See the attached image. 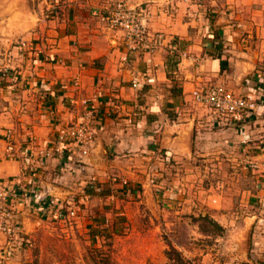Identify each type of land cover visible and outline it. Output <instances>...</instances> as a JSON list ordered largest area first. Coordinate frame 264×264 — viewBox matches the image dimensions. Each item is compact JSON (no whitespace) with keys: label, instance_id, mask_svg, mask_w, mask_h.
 I'll list each match as a JSON object with an SVG mask.
<instances>
[{"label":"crops","instance_id":"obj_1","mask_svg":"<svg viewBox=\"0 0 264 264\" xmlns=\"http://www.w3.org/2000/svg\"><path fill=\"white\" fill-rule=\"evenodd\" d=\"M119 1L0 0V194L16 190L8 203L16 233L8 237L0 232V249L8 240L14 245L6 264L30 262L24 240L32 236L41 216L55 217L62 204L74 211L76 224L81 225L91 213L90 205L101 207L104 199L115 198L117 212L131 217L132 212L138 216V204L145 203L151 225L173 229L171 216L183 211L154 205L148 182L156 178L145 174L147 168L159 167L166 174L169 156L182 161L194 147L201 149L203 139L227 150L231 137L237 136L242 144L249 136L248 122L253 118L229 135L228 130L217 129L211 115L202 117L191 93L211 84L235 87L225 79L223 53L236 42L239 56L251 55L249 32L263 26L251 22L245 33L232 27L236 20L264 15V0H124L145 8L150 31L166 36L163 48L130 53L125 63L122 31L108 29L101 19ZM18 40L31 44L29 51L17 48ZM170 75L179 80L177 87L170 84ZM237 92L253 95L245 87ZM259 107L264 122V101ZM79 118L94 133L89 153L80 157L70 145L57 151L58 128ZM253 158L259 163L260 178L244 196L252 211L245 223L236 224L231 236L235 240L224 245L229 254L213 264L264 258V151ZM122 182L132 190L119 202L112 189ZM218 197L211 193L206 201L223 225L224 213L211 203Z\"/></svg>","mask_w":264,"mask_h":264},{"label":"rangeland","instance_id":"obj_2","mask_svg":"<svg viewBox=\"0 0 264 264\" xmlns=\"http://www.w3.org/2000/svg\"><path fill=\"white\" fill-rule=\"evenodd\" d=\"M120 2L127 4L124 0ZM222 11L226 9L222 8ZM251 22H258L257 24L263 26V30H248L252 37L247 38L251 55L248 58L246 55L239 56L237 51L240 50L238 44L235 45L236 42L223 53L227 62L228 76L225 79L233 82L235 87L230 88L227 83L211 84L209 87L222 85L240 97L249 96L237 92L238 88H249L253 93L252 98H256V105L262 106L264 15L257 20L250 16L243 18V21L236 20L232 29H238L237 33H245L244 30ZM21 44L25 46L21 47ZM15 45L22 48V51H29L31 44L18 40ZM8 52L7 57H10L11 50L8 49ZM250 62L249 67L247 64ZM170 84L177 87L179 80L170 75ZM193 102L199 106L203 118L210 115L214 118L213 124L217 129L228 130L230 135L239 127L237 124L216 119V115L208 107L197 104L194 100ZM207 111L210 114H206ZM254 115H257L256 118L248 122L249 136L243 139L242 144L235 139L237 136L231 137L230 148L224 150L214 148L208 144V139H203L201 149L194 147L191 156L182 157V161H172L169 156L170 159L166 160L167 165L164 166L167 169L166 174L159 167L147 168L145 174L156 178V182H148L149 188L153 190L154 205L158 209L166 208L169 212L176 209L183 211L180 215L171 216L175 224L171 227L173 229L167 231L158 224L151 225L148 219L151 211L145 203L140 207L138 204V216H134L132 212L131 217L117 212L119 209L114 206L115 198L104 199L101 207L90 205L91 213L86 215L87 218L81 225L76 224V214L69 213L72 209H67L62 204L55 217L41 216L32 236H27L28 240H24L31 254L30 262L26 264H213V261H222L225 254H229L224 245L227 246L228 241L235 240L231 236L234 234L233 230L238 228L236 224L245 223L244 217L252 211L245 197L248 191L255 189V181L260 178L259 163L253 158L255 154L264 151V122L260 119V107ZM157 172L164 176L153 174ZM139 189L143 190L141 185ZM112 190L113 196H118L120 202L127 199L122 194L131 192L132 188L127 182H122L121 187ZM165 192L168 195L162 197ZM211 193L219 196L211 203L216 209L219 208L217 211L224 213L226 224H219L210 213L206 197ZM181 195L184 196L183 199L174 197ZM166 200L171 202L167 205ZM153 221L159 223V219ZM9 246L14 250V245ZM11 257L12 255L4 264ZM246 264H264V258Z\"/></svg>","mask_w":264,"mask_h":264},{"label":"built area","instance_id":"obj_3","mask_svg":"<svg viewBox=\"0 0 264 264\" xmlns=\"http://www.w3.org/2000/svg\"><path fill=\"white\" fill-rule=\"evenodd\" d=\"M147 14L143 7L129 6L123 2H117L111 7L107 15L101 19L107 24V28L114 31H122L126 54L122 57L127 62L128 54L153 53L166 43V36L161 32L150 31L147 24ZM21 44V47H24ZM136 86V82H133ZM192 99L200 105L208 107L220 121H226L237 125L244 124L247 120L256 117L254 114L259 109L256 99L239 96L222 85L196 89L192 92ZM131 121L129 120V123ZM94 140V133L84 118L71 120L67 125L57 130V151L63 152L70 145L78 156L84 157L89 152V146ZM9 150L12 148L9 147ZM15 188H9L0 194V232L8 237L16 232L11 224V210L8 203L15 199ZM71 215L74 211L70 210ZM10 243V244H9ZM10 240L6 247L0 249V264H4L10 257L12 248Z\"/></svg>","mask_w":264,"mask_h":264}]
</instances>
